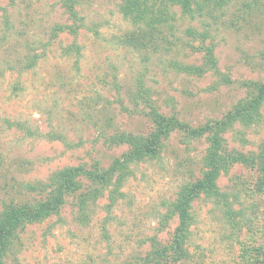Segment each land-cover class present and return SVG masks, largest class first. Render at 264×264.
Listing matches in <instances>:
<instances>
[{"label":"rangeland","instance_id":"rangeland-1","mask_svg":"<svg viewBox=\"0 0 264 264\" xmlns=\"http://www.w3.org/2000/svg\"><path fill=\"white\" fill-rule=\"evenodd\" d=\"M75 1L80 21L64 0H0V214L47 202L69 168L107 179L80 177L58 211L18 229L4 263L264 264V103L221 131L216 189L194 195L185 232L176 212L208 169L211 134L188 131L264 84V0L155 5L149 27L124 0ZM153 111L185 127L154 138ZM153 139L154 153L127 157Z\"/></svg>","mask_w":264,"mask_h":264},{"label":"trees","instance_id":"trees-1","mask_svg":"<svg viewBox=\"0 0 264 264\" xmlns=\"http://www.w3.org/2000/svg\"><path fill=\"white\" fill-rule=\"evenodd\" d=\"M202 1V6L198 8L199 11L209 10L213 8H221L224 6L225 2L228 0H124L121 5V13L125 18H129L132 23L135 25L142 21L145 23L147 20H150V14L153 16L155 13V5L157 8L165 6L167 3L174 4L179 7L182 14H190L195 11L196 5ZM75 0H64L65 9L68 11L70 18L73 21H80L78 13L75 10ZM163 12L156 11V17L162 18ZM146 27L151 26V23ZM137 25V24H136ZM58 29L63 31L64 28L57 26L54 30L57 32ZM69 29L74 32L75 27H69ZM194 70H199L194 68ZM193 70V72H194ZM249 88H254L257 90V94L252 95L250 98L246 99L243 102H239L235 105L231 111H229L224 119L215 124H209L200 130H189L188 132L191 135H201L204 133H210L211 138V148L206 157L207 171L204 174L203 179L193 185L189 189H185L176 203V212L178 215L180 229L182 232H185L188 229V226L191 222V214L189 206L192 198L197 193L199 189H216V179L220 174V170L223 166L224 157L218 154V151L223 145V140L220 137V133L225 129L230 123L239 121L245 123H252L255 118L259 116V109L264 103V84H246ZM154 122L157 125V131L154 138L160 136H165L173 128H184L185 126L181 123L175 121L172 118H166L162 115H159L156 111H153ZM131 144H134V138L131 137ZM154 139L150 144H144V147H136L135 153L128 158L138 155H147L155 152ZM119 163H115L110 170V173L115 172L116 167ZM85 176L94 180L95 182L104 181L107 177L94 174L92 172H85L80 168H69L58 174L57 178L51 183L52 192L51 197L47 202L38 204V206L26 208L18 206H8L0 214V264L4 263V255L9 251V247L13 244V239L18 231V229L25 223L38 221L41 218H44L60 209L64 202L65 194L77 192L80 189V184L78 179Z\"/></svg>","mask_w":264,"mask_h":264}]
</instances>
